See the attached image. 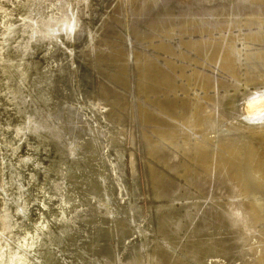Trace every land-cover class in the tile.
I'll return each mask as SVG.
<instances>
[{
  "label": "rangeland",
  "instance_id": "rangeland-1",
  "mask_svg": "<svg viewBox=\"0 0 264 264\" xmlns=\"http://www.w3.org/2000/svg\"><path fill=\"white\" fill-rule=\"evenodd\" d=\"M157 1L87 0V5L81 7L80 11L81 25L74 33L78 37L72 35L70 39H61L64 45H60V41L56 45L39 44L36 51L23 57L24 62L30 65L27 64L26 69L31 79H24L21 93L26 91L23 95H31L33 91L34 96L30 98H34L32 102H36L35 104L41 101V107L45 101L53 111H64L66 124H63L64 120L61 118L57 122L64 127L68 137L86 127L82 142L88 147H80L76 157H72L73 161H69L75 165L72 183L62 181L64 179H61V175L64 172L58 170L60 165L57 166L65 160L60 152H64V149L50 146L47 139L29 143L16 139L14 158L11 152L9 156L17 164L21 158L22 162L30 161L23 174L24 181L28 184L23 189L27 195L19 194L18 191L17 196H14L20 202L28 201L29 194L32 195L27 216L23 215L20 205L9 192V199L13 200L7 201L8 195H3L2 200L6 199L16 217L22 215V224L31 227L28 231L31 236L20 229L21 236L11 238L4 223L0 222V248L5 243L11 245V248L16 245L12 248V255L15 254L16 258L10 264H124L133 257L132 260H136L137 264H176L177 261L170 254V250H176L170 245L169 237L174 235L173 224L181 219L184 221L182 225L187 224L188 228L184 225L177 234L181 242L177 245L179 249L176 252L178 257L191 262L190 264H202L192 249H189L191 243L202 237H212L219 247L225 248L223 256L219 254L215 258L210 257L209 264H257L260 252L264 255V129L244 128V124L232 115L234 112H228L225 103L228 95H245L255 91L251 87L252 82L264 79V0H251V12L238 13L239 15L236 12V19L229 14L234 10L232 5L239 0H203L204 3L197 5L195 9H212L216 14L208 13L202 22L191 18L172 21L163 18L161 21V9L155 10L162 6V0ZM164 1L178 9L185 8L188 1L197 0ZM13 4L14 0H0V13L2 9H6L12 19L19 18L20 13L22 16L23 10ZM154 6L157 7L154 9ZM260 7H263L262 10H258ZM151 8L154 9L151 10L154 14L147 20L140 21L143 11ZM215 8L218 10H213ZM242 16L245 19L238 24ZM90 36L93 41H88ZM49 83L53 88L51 87L47 99V93H41L39 87L43 89ZM35 97L40 100L37 101ZM259 98L246 105L245 118H264V97ZM8 101V105L14 109L13 102ZM31 105L33 107L34 104ZM4 108L1 105V118L6 113ZM41 108L44 110L43 106ZM68 108H78L81 115L76 123L85 127L74 123L76 115L69 113ZM12 109L10 107L8 112L12 113V120L17 119L16 115L19 113ZM251 111L256 113L251 114ZM223 112H227L226 115ZM97 127L100 128L99 131ZM14 136L17 137L16 134ZM39 142L41 149L38 159L43 166L47 168L50 165L53 169L48 170L45 175L47 179L43 169L33 166L35 162L31 163L35 161L32 153ZM95 161L98 163L95 164ZM55 170L59 171L58 175ZM159 173L162 178L158 177ZM155 175L160 181L154 178ZM30 177L34 185L29 182ZM44 183L47 185L44 195L47 203L37 199L38 188ZM93 188L99 192L93 193ZM65 191L70 194L72 191L76 192L77 203H70ZM210 196L217 199H211ZM210 200L215 201V204ZM61 201L62 205L58 208ZM97 201L99 202L96 203ZM100 203V207L104 206L97 207L100 208L98 211L96 206ZM182 205H186L183 206L185 210ZM198 206L201 207L199 211ZM188 209H192V212ZM81 210H91L103 232L98 244L89 242L88 249L84 242L93 236L95 228L90 223L78 221L77 213ZM183 211H186L185 218L188 216L190 222L187 218L183 219ZM177 212L181 218L176 215ZM201 213L205 214L203 218L206 222L202 220ZM196 214L199 216L197 219ZM213 214L217 219L215 222L212 221ZM44 216L52 226L51 230H45L42 234L33 231ZM167 225L169 231L166 230ZM226 230L230 232L229 235ZM183 233L190 236L186 237ZM226 235L233 238H227ZM32 237L38 241L33 247L26 248L25 244ZM226 240L228 245H225ZM99 246L100 253L96 250ZM8 251L11 250L6 248L7 253ZM107 254H111L113 263L104 257ZM156 255H161L164 260Z\"/></svg>",
  "mask_w": 264,
  "mask_h": 264
},
{
  "label": "bare ground",
  "instance_id": "bare-ground-1",
  "mask_svg": "<svg viewBox=\"0 0 264 264\" xmlns=\"http://www.w3.org/2000/svg\"><path fill=\"white\" fill-rule=\"evenodd\" d=\"M8 1V0H7ZM159 1V0H158ZM157 1V2H158ZM13 2V1H12ZM14 2H15V4H13V5H17V6H15V7H17V8H21V10H23V14H22V16H21V13H20V17L19 18H17V19H12V17H10L9 16V11H7L6 9H2L1 10V13H0V75L1 76H3V78H4V80H2L1 79V76H0V107H1V105L3 106V108L5 109V111H6V113L4 114V118H1L0 117V129H2V132H0V217H1V223L3 222L4 223V227L6 228V230H8L9 232H8V234H10L11 235V238H17V236L19 237V236H21V235H19L20 233V229H24V231H27V233H28V231H30L31 230V227L30 226H27V225H24V224H22V223H24V222H22L23 221V218H21L22 217V215L20 214L19 215V217L17 218L16 216H15V213L13 212V210L11 209V207H10V205L8 204V203H6V199H7V201L9 200H13L15 197V195L17 196V194H18V191H19V194H24V196L25 195H27L24 191L25 190H23L24 188H27V185L28 184H26V182L24 181V175L23 174H25L26 172H24V170H25V167L27 166V164H29L30 163V161L29 160H25V161H23L22 162V158L21 159H19V162H18V164H17V161H14L13 162V160L11 159V157L9 156L10 154V152L12 153V157H13V152H15L16 151V149H17V141H16V139H21V141H25L26 143H29V141H33V142H37V141H43L44 139L46 140L47 139V141H49V139L51 138V137H54V138H58V139H60V140H62L61 141V143H62V146L60 145V146H58V147H60V148H62V149H64V152H63V150L62 149H60V150H62V151H60L61 152V156H63V158L65 159V160H63L62 161V163H60V164H57V166L58 165H60V167H59V169L58 170H62L63 172H64V174H62L61 176L63 177V178H61V179H67V178H70L71 179V177H72V175H74V168L75 167H73V166H75V165H73V163H69V161H73V158H74V156L73 155H75L76 154V152H77V154H78V149H77V145H76V140L75 139H73L72 137H68V135H66V131H65V129H64V127L62 126V125H60L59 123L60 122H57V113L55 112V111H53L52 109L53 108H49L48 110H43L41 107H40V102H38V104H35L34 102H32V99H34V98H30V96L31 97H33L34 95L32 94V92H31V95L29 94V95H23L25 92L23 91L22 93H21V89H22V85H23V83L25 82L24 81V79L26 80V78L28 77V78H30V76H29V71L26 69V65L28 64L29 65V63L28 62H24V56H29L32 52H33V50L34 51H36V49L38 48L37 46L39 45V44H46V42L47 41H57V40H59L60 41V45L63 43H61V39H70V37L73 35H76V34H74V33H76V31H77V29H78V27L81 25L80 23H81V13H80V11H81V7H83V6H86L87 5V0H14ZM166 2V3H165ZM204 2H203V0H197V1H194V2H192V1H188L187 3H186V7L185 8H178V9H176V8H173V7H171L170 5H169V2L168 1H164V0H162V2H161V4H162V6L160 7V6H158V8L155 10V11H158V10H160L161 9V12H160V20L161 19H163L164 18V20H166V19H171V20H168V21H172V20H191V19H193V20H196V22H202V21H205V19H206V17H204L205 15H207L208 13H211L212 12V15L213 14H216L215 12L216 11H211V10H206L205 8H202L201 7V9H198V8H196L195 9V7L197 6V5H202ZM242 5V6H241ZM3 6V5H2ZM251 6H252V3H251V0H239L238 1V3H235L234 5H232V8L234 9L233 11H232V13H230L229 15L232 17V18H235L236 19V17H237V15L235 14L236 12H237V14L239 13V14H241V13H250L251 12ZM155 7H157V6H154L153 8L155 9ZM180 7H182V6H180ZM4 8H6V7H4ZM17 8H16V10H17ZM153 8H151L150 10L149 9H146V10H144L143 12V14H142V16H141V18H139V20L140 21H144V20H147L146 18H148V17H150V15L151 14H154L151 10L153 9ZM262 8L263 7H260V8H258V10H262ZM1 9V8H0ZM153 9V10H154ZM255 9V8H254ZM9 10V9H8ZM213 10H218V8H215V9H213ZM10 11H11V9H10ZM230 11V10H229ZM238 14V15H239ZM12 15V14H11ZM246 15V14H245ZM191 18V19H190ZM205 18V19H204ZM239 19V18H238ZM238 19H237V21H238ZM245 19V17L244 16H242L241 18H240V20L238 21V24H240L241 22H242V20H244ZM162 21V20H161ZM168 21H166V22H168ZM87 29H89L88 27H86ZM93 28V27H92ZM91 30V29H90ZM87 32H88V30H86ZM93 32V31H92ZM95 32V31H94ZM78 33V32H77ZM89 33V32H88ZM91 34V33H90ZM93 34V33H92ZM91 34V35H92ZM77 37H78V34L76 35ZM94 36V35H93ZM74 38V37H73ZM94 38H95V36H94ZM92 40V38H91V36H90V40H88V41H91ZM93 41V40H92ZM58 44V45H59ZM48 45V44H47ZM62 45H64V44H62ZM45 46V45H44ZM91 46V45H90ZM50 48V47H49ZM28 53V54H27ZM35 53V52H34ZM26 54V55H25ZM31 60V59H30ZM28 61V60H27ZM73 61V60H72ZM32 63V62H31ZM30 66V65H29ZM32 66V65H31ZM32 68V67H31ZM26 69V70H25ZM29 70H30V68H29ZM59 70V69H58ZM69 70V69H68ZM33 71V70H32ZM36 71V70H35ZM34 71V72H35ZM41 72V71H40ZM61 72H62V70H61ZM47 73V72H46ZM32 75H33V73H31ZM66 74V73H65ZM25 75V76H24ZM42 75V74H41ZM43 75H46L45 73L43 74ZM33 77H34V75H33ZM39 77V76H38ZM42 77V76H41ZM47 77H49V76H47ZM40 78V77H39ZM38 78V79H39ZM31 79V78H30ZM33 79V78H32ZM38 79H37V81H38ZM48 79V78H47ZM29 80V79H28ZM34 80V79H33ZM41 80V79H40ZM49 80H50V78H49ZM4 81V82H3ZM35 81V80H34ZM48 81V80H47ZM30 82V81H29ZM43 82H45V80L44 81H42V83ZM49 82V81H48ZM31 83V82H30ZM41 82H40V85L42 84ZM50 84V83H49ZM40 85H38V86H40ZM54 85V84H53ZM25 87H26V85H24ZM28 86H30L29 84H28ZM32 86V85H31ZM35 86V85H34ZM33 86V87H34ZM42 87H43V85H41ZM51 87H52V84H50L48 87H47V84H46V89L45 88H43L44 89V91H43V89L41 88V87H39V89H41L40 91H41V93H43L44 95L47 93V99H49L48 97V95L50 94V92H51ZM53 88V87H52ZM24 89V88H23ZM39 89H38V91H39ZM47 89H50V91H47ZM256 89V94H252L251 95V100L250 101H253V100H256L257 98H259L260 96H259V94H262V92L264 91L262 88H260V89H258V87L257 88H255ZM254 89V90H255ZM244 90V89H243ZM246 90V89H245ZM30 91V90H29ZM242 92V91H241ZM35 93H36V91H35ZM49 93V94H48ZM242 94V93H241ZM6 95V96H5ZM39 95H41L40 93H39ZM255 95V96H254ZM37 96H38V94H37ZM6 97H8V98H10V99H8V100H10V102L12 101L13 102V105H14V109H12V106H10V105H8V100H7V98ZM39 97V96H38ZM36 99H37V101H38V99L39 98H37V97H35ZM41 98V97H40ZM218 98V97H217ZM216 98V99H217ZM222 98V97H221ZM226 99H225V103H226V109L228 110V112L229 113H231V112H234L235 114H240V117L242 118V117H244L245 118V115L247 114V113H245V110L244 109H242V111H240V113H239V110H238V108H237V103H236V98H237V95H228V97H225ZM6 102H5V101ZM40 100V99H39ZM41 100H42V98H41ZM44 100V99H43ZM222 100H223V102H224V99L222 98ZM222 100L220 101V102H222ZM2 101V102H1ZM47 101H49V100H47ZM50 101H51V99H50ZM49 101V102H50ZM217 101V103H218V100H216ZM233 101V102H232ZM250 101H249V105H250ZM48 102V103H49ZM44 103L46 104V102L44 101ZM216 103V102H215ZM216 103V104H217ZM10 104V103H9ZM31 104H34L33 105V107H31L32 105ZM229 104V105H228ZM11 105H12V103H11ZM46 105H48V104H46ZM220 105H223L222 103H220ZM8 106H10L11 107V109L12 110H15V113H19L18 115H16V117H17V119H13L12 120V117H11V115H12V113L10 114V112H8V109L10 108H8ZM64 107V106H63ZM72 107V106H71ZM74 107V106H73ZM222 107V106H221ZM223 107H225V106H223ZM80 109V108H79ZM224 109V108H223ZM3 110V109H2ZM81 110V109H80ZM11 111V110H10ZM68 111H69V113H72V114H75L76 113V118H80V115H81V113L79 112V110H78V108H68ZM224 111V110H223ZM60 112V117L59 118H61L62 119V117H63V112L64 111H59ZM218 112H220V111H218ZM55 113V115H56V117H54L53 116V114ZM62 113V114H61ZM68 113V112H67ZM221 113V112H220ZM224 113V112H223ZM221 114V115H224L225 113H227V112H225L224 114ZM228 113V114H229ZM234 113L232 114L234 117L236 116V115H234ZM250 113V111L248 112V114ZM254 113H256V112H252L251 111V114H254ZM0 114H2V113H0ZM14 114V113H13ZM71 114V115H72ZM226 115V114H225ZM2 116V115H1ZM13 116V115H12ZM224 117H228V116H224ZM231 118H232V116H231ZM225 118H223V120H224ZM228 119V118H227ZM226 119V120H227ZM230 119V118H229ZM228 119V120H229ZM59 120V119H58ZM84 120H87V119H85L84 118ZM60 121V120H59ZM97 121V120H96ZM78 122V121H77ZM86 123V122H85ZM97 123V122H96ZM81 124V123H80ZM87 124V123H86ZM88 124H89V122H88ZM87 124V125H88ZM82 125V124H81ZM80 125V126H81ZM98 124H96V126H97ZM83 126V125H82ZM90 126H92V125H90ZM94 126V125H93ZM43 129H42V128ZM70 127V126H69ZM84 127V126H83ZM8 128V129H7ZM86 128V127H85ZM84 128V130H82L81 132H79V133H84V131H86V129ZM98 128V131H99V127H97ZM77 129V128H76ZM87 129H89V126H88V128ZM96 129V128H95ZM78 130V129H77ZM76 130V131H77ZM90 131H92L91 130V128H90ZM67 132H68V130H67ZM103 132V131H102ZM96 133H97V130H96ZM95 133V134H96ZM17 135V137L16 136H14V135ZM68 134V133H67ZM87 135V134H86ZM97 135V134H96ZM241 136H244V135H241ZM75 137V136H74ZM87 137V136H86ZM90 137V136H89ZM97 137V136H96ZM28 138H32L31 140L30 139H28ZM92 138H93V136H92ZM34 139V140H33ZM40 139V140H39ZM87 139V138H86ZM91 139V138H90ZM93 140V139H92ZM96 139H94V141H95ZM21 141H19V143H21ZM28 141V142H27ZM90 141V140H89ZM93 141V142H94ZM46 142V141H45ZM84 142H86V141H84ZM91 142V141H90ZM83 143V142H82ZM96 143V142H95ZM38 144V146L37 147H35V149L33 150V155L32 156H34V160L35 161H33V162H31V163H34L35 165H33V166H35V167H40L41 168V170L42 171H44V177H45V175L46 174H48L47 172H48V170L51 168V171L53 170L52 169V167H50V165L49 166H47V168L45 167V166H43V163H42V161H40V159H38V153H39V151H40V149H41V143L39 142V143H37ZM97 144V143H96ZM64 146V147H63ZM58 147H57V149H58ZM88 147V146H87ZM99 147V146H98ZM92 148V147H91ZM58 149V150H59ZM93 149V148H92ZM99 149V148H98ZM57 150V151H58ZM100 151V150H99ZM59 152V151H58ZM92 154V153H91ZM70 155H72V156H70ZM95 155V154H94ZM101 155V154H100ZM99 156V155H98ZM73 157V158H72ZM14 158V157H13ZM83 158V157H82ZM102 158V157H101ZM36 159H38L39 160V162H37L36 161ZM93 159V158H92ZM18 160V159H17ZM55 161V160H54ZM53 161V162H54ZM16 162V163H15ZM41 162V163H40ZM78 162V161H77ZM20 163H25L24 165H20ZM40 163V164H39ZM98 163V162H97ZM96 163V161H95V164H97ZM31 165V164H30ZM53 167H55V166H53ZM78 167H80V166H78ZM82 169V168H81ZM78 170V169H77ZM50 173V172H49ZM39 174V173H38ZM37 176V178H38V175H36ZM48 176V175H47ZM158 176V175H157ZM161 176V174L159 173V176L158 177H160ZM6 177H7V179H6ZM43 177V178H44ZM107 177V176H106ZM105 177V179H107ZM158 177L156 178V175H155V179H158ZM37 178H34V181H37ZM46 179H47V177H45ZM44 178V179H45ZM73 178V177H72ZM161 178H162V176H161ZM220 178V177H219ZM86 179V178H85ZM99 180H100V178H99ZM102 180H103V178H102ZM112 180V179H111ZM159 180V179H158ZM158 180H156L157 182H159ZM59 181H60V179H59ZM62 181H64V180H62ZM163 181H164V178H163ZM169 181V180H168ZM222 181V180H221ZM23 182H25L24 183V185H23ZM31 184L33 183V181H32V178L30 177V181H29ZM108 182V181H107ZM162 182V181H161ZM165 182H166V179H165ZM82 183V182H81ZM160 183V182H159ZM158 183V184H159ZM163 183V182H162ZM167 184H168V182H167ZM166 184V185H167ZM173 184V183H172ZM33 185H34V183H33ZM52 185V184H51ZM93 185V184H92ZM101 185H103V183L101 184ZM47 186V185H46ZM46 186H45V183L40 187V188H38V192H39V195H38V198L37 199H40L42 202H45L46 200H47V198H45L44 197V195H45V191H47L46 190ZM65 186L66 187H68V185H66L65 184ZM160 186V185H159ZM230 186V185H229ZM228 186V187H229ZM53 187V186H52ZM102 187H104V186H102ZM114 187V186H113ZM117 187V186H116ZM161 187L163 188V186L161 185ZM165 187V186H164ZM201 187V186H200ZM51 188V187H50ZM69 188H70V186H69ZM162 188H159V189H162ZM173 188V187H172ZM229 188H231V186L229 187ZM232 188H234V187H232ZM94 189V188H93ZM158 189V188H157ZM211 189V188H210ZM70 190H72V189H70ZM163 190V189H162ZM167 190V189H166ZM172 190H174V188L172 189ZM27 191V190H26ZM67 191V190H66ZM65 191V192H66ZM69 191V190H68ZM93 191V190H92ZM108 191V190H107ZM107 191L105 192V193H107ZM208 191V190H207ZM230 191H231V189H230ZM232 191H233V189H232ZM8 192H9V195L11 194V197L13 198V199H9V195H8ZM69 192H71V191H69ZM67 193L66 192V194H67V196H68V201L70 202V203H72L73 205L75 204V202L76 201H78L77 200V196H76V192L74 193V191H72V193L70 194V193ZM164 192V191H163ZM209 192V191H208ZM234 192H235V189H234ZM89 193V192H88ZM94 193V192H93ZM206 193V192H205ZM212 193V192H211ZM232 193V192H231ZM230 193V194H231ZM90 194H91V192H90ZM104 194V193H103ZM113 194V193H112ZM164 194V193H163ZM185 194V193H184ZM210 194V193H209ZM218 194V193H217ZM5 196L6 197V195H8V198H6L5 199V201H3L2 200V196ZM13 195V196H12ZM31 197H32V195L31 194H29ZM186 195V194H185ZM213 195H215V194H213ZM22 196V195H21ZM28 197V201H26V200H22V201H17L16 199H14V200H16L17 202H18V204L20 205V211L21 212H23V215H24V213L26 212V211H29V210H27V209H29V208H27L28 206H29V204L31 203V200H32V198L31 197ZM60 196V195H59ZM91 196H92V194H91ZM182 196H184V195H182ZM216 196V195H215ZM215 196H210V198L212 197V198H214ZM217 196H219V195H217ZM243 196V195H242ZM37 197V196H36ZM66 197V196H65ZM95 197V196H94ZM104 197H106V196H104ZM185 197H187V196H185ZM190 197V196H189ZM193 197V196H192ZM93 198V197H92ZM182 198H184V197H182ZM206 198V197H205ZM208 198V197H207ZM211 198V199H212ZM216 198V197H215ZM3 199H4V197H3ZM21 199V198H20ZM51 199V198H50ZM189 199H191L192 200V198H189ZM217 199V198H216ZM215 199V200H216ZM234 199V198H233ZM100 200V199H99ZM101 200H103V199H101ZM108 200V199H107ZM178 200H180V199H178ZM202 200V199H201ZM203 200L205 201V199L203 198ZM209 200V199H208ZM226 200H228V199H226ZM245 200V199H244ZM82 201V200H81ZM80 201V202H81ZM109 201V200H108ZM107 201V202H108ZM199 202H200V199L198 200ZM211 201V200H210ZM219 201V200H218ZM62 202L63 201H61V203H59V205H58V208H59V206H61L62 205ZM66 202V201H65ZM89 202V201H88ZM99 201H97L96 203H98ZM101 202V201H100ZM188 202V201H187ZM190 202V204H191V201H189ZM194 202V201H193ZM197 202V201H196ZM206 202V201H205ZM205 202L203 203V204H205ZM211 202H213V200L211 201ZM220 202H222V201H220ZM13 203V202H12ZM16 203V202H15ZM45 203H47V201L45 202ZM77 203V202H76ZM79 203V202H78ZM214 204H215V201L213 202ZM17 204V203H16ZM102 203H100V204H97L98 206H96V208L97 207H100L99 205H101ZM103 204H104V202H103ZM110 204V203H109ZM185 204V203H184ZM202 204V205H203ZM221 204V203H220ZM192 205H194V204H192ZM199 205V204H198ZM223 205V204H222ZM104 206V205H103ZM103 206H101V207H103ZM185 207L186 205H182V207ZM191 206V205H190ZM216 206V205H215ZM224 206H226V205H224ZM228 206V205H227ZM226 206V207H227ZM13 207V206H12ZM100 207V208H101ZM110 207H111V204H110ZM176 207V206H175ZM181 207V206H180ZM183 207V208H184ZM208 207V206H207ZM206 207V208H207ZM217 207V206H216ZM234 207V206H233ZM74 208V207H73ZM100 208L98 209V211L100 210ZM176 208H178V207H176ZM190 208H192V207H190ZM198 208V211H199V209L201 210V207L199 208V206L197 207ZM205 208V209H206ZM210 208V207H209ZM211 208H212V206H211ZM230 208V207H229ZM63 209V211H65V208H62ZM61 209V210H62ZM72 209V208H71ZM105 209V208H104ZM171 209V208H170ZM180 209H182V208H180ZM179 209V210H180ZM193 209H195V207L193 208ZM208 209V208H207ZM217 209V208H216ZM220 209V208H219ZM227 209V208H226ZM240 209V208H239ZM110 210V209H109ZM172 210V209H171ZM184 210H185V208H184ZM187 210V209H186ZM191 211L192 212V209H188V211ZM196 210V209H195ZM194 210V211H195ZM215 210V209H214ZM218 210V209H217ZM221 210V209H220ZM231 210V209H230ZM68 211V210H67ZM82 211V210H81ZM78 212L77 213V219H78V221H81V222H83V223H85V222H87L86 224H88V223H90V224H92V225H94V228H95V232H94V230H93V236L91 235V238L89 239L88 238V241L86 240V242H84V245H86V249H88L87 247H88V244H89V242L90 243H92V242H94L93 244H98V240H99V238H100V235H99V233H100V231H101V224L99 223V222H97V223H95L94 221L96 220L95 219V217H94V215L92 214V211L90 210V211H85V210H83L82 212ZM107 211V210H106ZM112 211H113V207H112V210H111V213H112ZM114 211H115V209H114ZM117 211V210H116ZM115 211V212H116ZM173 211V210H172ZM178 211V210H177ZM207 211V210H206ZM212 211H213V209H212ZM236 211V210H235ZM234 211V212H235ZM59 212V211H58ZM115 212H113L114 214H116ZM175 212H176V210H175ZM186 212V211H185ZM185 212L183 211V213L184 214H182L181 213V215H183L184 216V218L183 219H186L188 222H190L189 221V219H188V216L185 218ZM190 212V213H191ZM230 212V211H229ZM239 212V211H238ZM242 212V211H241ZM61 213V212H60ZM108 213V212H107ZM106 213V214H107ZM173 213V212H172ZM189 213V212H188ZM196 213H197V211H196ZM204 213H206V212H204ZM209 213V212H208ZM28 214V213H27ZM70 214H71V212H70ZM98 214H99V212H98ZM104 214V213H103ZM105 214V215H106ZM134 214V213H133ZM175 214V213H174ZM173 214V215H174ZM191 214H193V213H191ZM202 214V220L204 219L203 218V216L205 215H203V213H201ZM220 214H222V213H220ZM233 214V213H232ZM236 214V213H235ZM239 214V213H238ZM59 215V214H58ZM97 215V214H96ZM176 215H178V212H177V214ZM187 215V214H186ZM194 215H195V212H194ZM193 215V216H194ZM197 215V214H196ZM210 215H211V213H210ZM209 215V216H210ZM237 215V214H236ZM27 216V215H26ZM100 216H102V214L100 215ZM104 216V215H103ZM108 216H110V215H108ZM175 216V215H174ZM174 216H173V218H174ZM179 216V215H178ZM192 215H191V217H193ZM198 216V215H197ZM196 216V218L195 219H197V218H199V216L197 217ZM201 216V215H200ZM220 216V215H219ZM238 216V215H237ZM55 218H56V216H54ZM59 217H60V215H59ZM106 217V216H105ZM180 217V216H179ZM178 217V218H179ZM212 217L214 218V214L212 215ZM228 217V216H227ZM240 217H241V215H240ZM243 217V216H242ZM45 218H47L46 216H44V217H41V220L42 221H40V222H38L39 224H37L36 226H34V228L32 229L33 231H35V232H39L40 234H42V233H44V231L45 230H51V228H52V226H50V224L46 221V219ZM61 218V217H60ZM170 218H172V217H170ZM172 218V219H173ZM176 218V217H175ZM181 218V217H180ZM190 218V217H189ZM205 218H206V216H205ZM208 218H211V217H208ZM22 219V220H21ZM69 219V218H68ZM73 219V218H72ZM99 219V218H98ZM115 219V218H114ZM190 219H192V221H193V218H190ZM18 220V222H16ZM61 220V219H60ZM111 220V219H110ZM166 220V219H165ZM164 220V221H165ZM171 220V219H170ZM185 220V223L187 222ZM208 220H212V219H208ZM215 220V218L212 220V221H214ZM217 220V219H216ZM215 220V221H216ZM246 220V219H245ZM244 220V222H246ZM93 221V222H92ZM112 221V220H111ZM110 221V222H111ZM182 219L181 220H179L178 222H177V220L175 221V223L174 222H172V223H174L173 224V231H174V235H172L171 237H169V239H170V245L177 251L179 248V246H177V245H180V242H181V238L180 237H178V235L177 234H179V231L181 230V228L185 225L186 227H187V224H184V225H182ZM195 221H197V220H195ZM204 221L206 222L207 220H205L204 219ZM214 221V222H215ZM238 221V220H237ZM92 222V223H91ZM171 222V221H170ZM184 222V221H183ZM202 222V221H201ZM219 222V221H218ZM223 222H225V221H223ZM95 223V224H94ZM119 223V222H118ZM168 223V222H167ZM193 223V222H192ZM208 223H210L211 224V222H209L208 221ZM228 222H226L225 224H227ZM200 224V223H199ZM209 224V225H210ZM222 224V223H221ZM220 224V225H221ZM224 224V225H225ZM21 225H23V226H21ZM91 225V226H92ZM164 225H165V223H164ZM169 225H171L170 223H169ZM169 225H167L166 227H167V231H169ZM194 225V224H193ZM192 225V226H193ZM228 225V224H227ZM246 225V224H245ZM103 226V225H102ZM105 226V225H104ZM113 226V225H112ZM120 226V225H119ZM213 226H215V225H213ZM217 226H218V224H217ZM221 226H223V225H221ZM221 226L219 227V229L221 228ZM28 227V228H27ZM73 227V226H72ZM106 227V226H105ZM107 227L108 228H111V227H109L108 225H107ZM116 227V226H115ZM165 227V228H166ZM242 227H243V225H242ZM241 227V228H242ZM61 228V227H60ZM91 228V227H90ZM119 228V227H118ZM132 228V227H131ZM188 228V227H187ZM217 228V227H216ZM216 228H214L215 229V231H216ZM229 228H231V227H229ZM244 228V227H243ZM115 229V228H114ZM120 229V228H119ZM190 229H191V227H190ZM195 229H197L196 227H195ZM219 229H218V231H219ZM233 229V228H232ZM68 230H70V229H68ZM171 230H172V227H171ZM187 230H189V229H187ZM223 230H225V228L223 227ZM222 230V231H223ZM236 230V229H235ZM112 231V230H111ZM172 231V232H173ZM190 231V230H189ZM213 231V230H212ZM217 231V232H218ZM227 231V230H226ZM249 231V230H248ZM22 232V231H21ZM67 232V231H66ZM74 232H76V231H74ZM192 232V231H191ZM190 232V233H191ZM194 232V231H193ZM233 232V231H232ZM244 232V231H243ZM72 233V232H71ZM76 233H78V232H76ZM92 233V232H91ZM121 233V232H120ZM220 233V232H219ZM227 233H228V235H229V231H227ZM235 233V232H234ZM237 233H238V231H237ZM239 233H241V232H239ZM250 233V232H249ZM23 234V233H22ZM30 236H31V232H29L28 233ZM60 234V233H59ZM123 234V233H122ZM121 234V235H122ZM129 234V233H128ZM170 234V233H169ZM184 234V233H183ZM221 234V233H220ZM233 234V233H232ZM168 235V234H167ZM181 235V234H180ZM185 235V234H184ZM192 235V234H191ZM199 235V234H198ZM228 235H226V237L227 238H230V237H232V236H228ZM231 235V234H230ZM239 235V234H238ZM249 234H247V236H248ZM29 236V237H30ZM55 236V235H54ZM57 236V235H56ZM72 236H73V234H72ZM104 236V235H103ZM186 236V235H185ZM187 236H190V235H187ZM186 236V237H187ZM193 236V235H192ZM221 236H222V234H221ZM235 236H236V234H235ZM244 236V235H243ZM106 237H108L107 235H106ZM168 237V236H167ZM224 237V236H223ZM253 237V236H252ZM251 237V238H252ZM43 238V237H42ZM54 238V237H53ZM112 238V237H111ZM180 238V239H179ZM233 238V237H232ZM231 238V239H232ZM238 238V237H237ZM249 238H250V235H249ZM22 239V238H21ZM47 239V238H46ZM116 239H117V236H116ZM187 239V238H186ZM188 239H189V237H188ZM193 239V238H192ZM197 239V238H196ZM195 238L193 239V240H196ZM200 239V240H199ZM198 240L199 241H194L193 243H191V246H189L190 248L189 249H192V251H193V253L195 254V256H196V258L198 259V260H200V262L202 263V264H209V258L210 257H217V255H219V254H222V252L225 250V248H223L222 249V247H219V244H217V241H215V240H212L213 238L212 237H206V238H199ZM14 240V239H13ZM17 240V239H16ZM28 240H29V238H28ZM55 240H57L58 241V239H55ZM192 240V241H193ZM238 240V239H237ZM251 240V239H250ZM36 241H38V239H36V238H34V237H32V238H30V240L29 241H27V243L25 244V246H26V248L28 247V248H31V247H33L35 244H36ZM52 241V240H51ZM246 241V240H245ZM44 242V241H43ZM50 242V241H49ZM184 242H186V244L187 245H189L188 243H187V241H184ZM219 242H222V241H219ZM45 243V242H44ZM51 243V242H50ZM234 243V242H233ZM239 243V242H238ZM241 243V245H242V242H240ZM246 243V242H245ZM1 244H2V242H1ZM6 244V243H5ZM5 244H2L1 245V248H0V263L1 264H10L11 262H13V260L16 258L15 257V254H14V256L12 255V248L14 247V246H16V245H14L12 248L9 246V244L8 245H5ZM182 244H183V242H182ZM185 244V243H184ZM185 244V245H186ZM230 244H231V242H230ZM246 244H248V243H246ZM166 245V244H165ZM168 245V244H167ZM225 245H228L227 244V240H226V244ZM240 245V244H239ZM240 245V246H241ZM97 246V245H96ZM183 246V245H182ZM255 246L256 245H254V249H255ZM41 247V246H40ZM140 247V246H139ZM184 247V246H183ZM187 247V246H186ZM186 247H184V248H186ZM6 248L7 249H10L11 251H8V253L6 252ZM15 248V247H14ZM25 248V247H24ZM100 248V246L99 247H97V251H98V253H100V251H101V249H99ZM113 248V247H112ZM134 248V247H133ZM169 248V247H168ZM17 249V248H16ZM108 249V248H107ZM135 249V248H134ZM141 249V248H140ZM139 249V250H140ZM252 249V248H251ZM254 249H253V251H254ZM14 250V249H13ZM138 250V251H139ZM186 250H188V249H186ZM245 250V249H244ZM247 250V249H246ZM264 250V249H263ZM97 251H95V252H97ZM137 251V250H136ZM137 251V252H138ZM176 251H171L170 250V252H172V253H170V254H172V256H173V258H175V261H177L176 262V264H190L189 262H186L183 258H180V256L178 257L177 256V252ZM182 251V250H181ZM184 251H185V249H184ZM183 251V252H184ZM257 251V250H256ZM28 252V251H27ZM163 252V251H162ZM162 252H160L161 253V255H162ZM264 252V251H263ZM17 253V252H16ZM19 253V252H18ZM114 253V252H113ZM158 253V252H157ZM180 253V252H179ZM182 253V252H181ZM236 253H240V252H238V251H236ZM244 253H246L245 251H244ZM256 253V252H255ZM254 253V254H255ZM257 253H258V251H257ZM23 254V253H22ZM131 254V253H130ZM259 254V253H258ZM12 255V256H11ZM133 255V254H132ZM137 255V254H136ZM135 255V256H136ZM157 255H159V254H157ZM156 255V256H157ZM157 256V258L158 257H161L162 259H163V257L162 256ZM164 255V254H163ZM180 255V254H179ZM240 255V254H239ZM257 255V254H256ZM17 256V255H16ZM139 256V255H138ZM156 256H155V258H156ZM169 256V255H168ZM222 256H223V254H222ZM250 256V255H249ZM18 257V256H17ZM105 258H107L109 261H110V263H113V258H112V256H111V254H107V255H105L104 256ZM137 257V256H136ZM135 257V258H136ZM164 257H165V255H164ZM244 257H246V256H244ZM251 257V256H250ZM34 258V257H33ZM130 258V257H129ZM134 258V257H133ZM132 258V259H133ZM151 258H153V256L151 257ZM154 258V259H155ZM156 258V259H157ZM166 258H167V256H166ZM222 258V257H221ZM106 259V260H107ZM118 259V258H117ZM132 259H128L126 262L127 263H124V264H137V263H135L136 262V260L134 261V260H132ZM140 259V258H139ZM142 259V258H141ZM154 259L152 260V262L154 261ZM160 259V258H159ZM186 259H188V258H186ZM223 260H224V258H222ZM247 259V258H246ZM30 260V259H29ZM137 260H138V258H137ZM164 260V259H163ZM168 260V259H167ZM170 260V259H169ZM207 260H208V262H207ZM233 260V259H232ZM119 261V260H118ZM174 261V262H175ZM190 261V260H189ZM192 261V260H191ZM226 261V260H225ZM239 261V260H238ZM244 261V260H243ZM18 262V261H17ZM141 262V261H140ZM193 262H195V261H193ZM240 262H242V261H240ZM251 262V261H250ZM14 263V262H13ZM32 263V262H31ZM165 264H167V262H164ZM163 263V264H164ZM214 264H216V262H213ZM235 263V262H234ZM243 263V262H242ZM247 263V262H246ZM245 263V264H246ZM252 263V262H251ZM256 263L257 264H264V255L260 252V254L258 255V257H257V260H256ZM139 264V263H138ZM141 264V263H140ZM148 264V263H147ZM160 264V263H159ZM172 264V263H171ZM193 264V263H192ZM196 264H198L197 262H196ZM211 264V263H210ZM219 264V263H218ZM226 264V263H225ZM236 264V263H235ZM248 264H250V263H248Z\"/></svg>",
  "mask_w": 264,
  "mask_h": 264
},
{
  "label": "water",
  "instance_id": "water-1",
  "mask_svg": "<svg viewBox=\"0 0 264 264\" xmlns=\"http://www.w3.org/2000/svg\"><path fill=\"white\" fill-rule=\"evenodd\" d=\"M58 42H59V40H57V41H50L49 40V41L46 42V44H48V45H50V44L56 45ZM251 87H254V88H257L258 87V89L262 88L264 90V79L261 80L259 78V80H256V82H252ZM256 92L257 91L255 89V91H253L251 93H248V94H245V95L244 94H238L237 95L236 103H237V108L239 110V113H240V111H242V109H245L246 105L249 104V101L252 98L251 95L252 94H256ZM259 96H262L260 98H263L264 97V91L262 92V94H259ZM42 106H43L44 110L48 108V106L45 105V104H42ZM56 113H57V119H59V117L61 116L60 115V112L56 111ZM240 114H236V118H237L238 122H240L242 125L244 124L243 125L244 128H247V129H249V128H263L264 129V122H263L264 121V118L262 116H260L258 118L252 119V118H248V117H246V118L242 117L241 118L240 117ZM75 115H76V113H75ZM53 116L56 117L55 113L53 114ZM77 119L78 118H75V122L74 123H76ZM62 120H64L63 117H62ZM66 122H67V119L64 120L63 124L65 125ZM77 125L79 126V124H77ZM79 127H81V126H79ZM79 132H81V131H78V132H76L75 135H72V138L76 140L77 149H79L80 147H84L85 148L87 146V145H85V144L82 143V141L84 140V133L85 132L84 133H79ZM69 136H71V135H69ZM48 142H50V146H53V147L60 146V145L62 146V143H60V139H58V138L51 137ZM60 149H62V148H60ZM76 155H77V152L73 156L76 157ZM70 156H72V155H70ZM55 174L58 175L59 174V171L58 170H55ZM73 180H71L70 178L64 179V181H68V182L74 183ZM93 192H97L98 193L99 190L94 189ZM26 213H27V211L24 213V215H26ZM94 222L97 223L96 220ZM102 234H103V232L101 230L100 233H99L100 237L102 236Z\"/></svg>",
  "mask_w": 264,
  "mask_h": 264
}]
</instances>
